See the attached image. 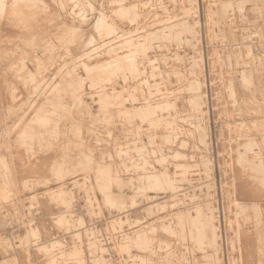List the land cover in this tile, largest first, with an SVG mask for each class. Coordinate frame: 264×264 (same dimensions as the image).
<instances>
[{
  "label": "rangeland",
  "instance_id": "obj_1",
  "mask_svg": "<svg viewBox=\"0 0 264 264\" xmlns=\"http://www.w3.org/2000/svg\"><path fill=\"white\" fill-rule=\"evenodd\" d=\"M147 263L264 264V1L0 0V264Z\"/></svg>",
  "mask_w": 264,
  "mask_h": 264
},
{
  "label": "bare ground",
  "instance_id": "obj_2",
  "mask_svg": "<svg viewBox=\"0 0 264 264\" xmlns=\"http://www.w3.org/2000/svg\"><path fill=\"white\" fill-rule=\"evenodd\" d=\"M242 1V0H241ZM264 1V0H263ZM149 2V1H148ZM187 2V1H186ZM25 3H26V1H25ZM34 3V2H33ZM36 3V2H35ZM241 3V2H240ZM245 3V2H244ZM248 3V2H247ZM51 4V3H50ZM105 4V3H104ZM147 4V3H146ZM145 4V5H146ZM131 5V4H130ZM229 5H230V3H229ZM31 6V5H30ZM37 6V5H36ZM143 6V5H142ZM214 6V5H213ZM227 6H228V4H227ZM239 6V5H238ZM117 7V6H116ZM135 7V6H134ZM190 7V6H189ZM242 7V6H241ZM130 8V7H129ZM141 8V7H140ZM163 8V7H162ZM240 8V7H239ZM145 9V8H144ZM150 9V8H149ZM228 9V8H227ZM238 9V8H237ZM241 9V8H240ZM248 9V8H247ZM109 10H111V9H109ZM186 10V9H185ZM246 10V9H245ZM119 11V10H118ZM225 11V10H224ZM261 11V10H260ZM163 12V11H162ZM241 12V11H240ZM108 13H109V11H108ZM122 13V12H121ZM135 13V12H134ZM134 13H132V15L134 14ZM146 13V12H145ZM186 13V12H185ZM190 13V12H189ZM232 13V12H231ZM246 13V12H245ZM106 14V13H105ZM219 14V13H218ZM134 16V15H133ZM137 16V15H136ZM240 16V15H239ZM84 17V16H83ZM153 17V16H152ZM187 18V17H186ZM239 18V17H238ZM243 19V18H242ZM132 21V20H131ZM161 21V20H160ZM220 21V20H219ZM228 21V20H227ZM132 23V22H131ZM146 23V22H145ZM130 24V23H129ZM182 24V23H181ZM106 26V25H105ZM109 26V25H108ZM116 26V25H115ZM136 26V25H135ZM187 26V25H186ZM212 26V25H211ZM187 28V27H186ZM142 29V28H141ZM170 29V28H169ZM223 29V28H222ZM137 30V29H136ZM145 30V29H144ZM158 30V29H157ZM111 31V30H110ZM139 31V30H138ZM142 31V30H141ZM133 32H134V30H133ZM133 32H130V33H132L133 34ZM137 32V31H136ZM135 32V33H136ZM187 32V31H186ZM134 33V34H135ZM143 33V32H142ZM115 34V33H114ZM72 35V34H71ZM70 35V36H71ZM120 35V34H119ZM158 35V34H157ZM167 35V34H166ZM170 35V34H169ZM118 36V35H117ZM125 37V36H124ZM153 37V36H152ZM113 38H115V37H113ZM138 38V37H137ZM142 38V37H141ZM163 38V37H162ZM117 39V38H116ZM131 39V38H130ZM157 39V38H156ZM169 39V38H168ZM149 40V39H148ZM153 40V39H152ZM154 41V40H153ZM156 41V40H155ZM110 42V41H109ZM112 42V41H111ZM110 42V43H111ZM132 42V41H131ZM152 42V41H151ZM134 43V42H133ZM118 44V43H117ZM122 44V43H121ZM137 44V43H136ZM140 44V43H139ZM103 45V44H102ZM142 45V44H141ZM164 45V44H163ZM123 46H124V44H123ZM133 46V45H132ZM238 46V45H237ZM134 47V46H133ZM229 47V46H228ZM109 48V47H108ZM126 48H127V46H126ZM152 48V47H151ZM175 48V47H174ZM113 49V48H112ZM118 49V48H117ZM120 49V48H119ZM104 50V49H103ZM111 50V49H110ZM123 50V49H122ZM113 51V50H112ZM111 51V52H112ZM115 51H116V49H115ZM138 51V50H137ZM110 52V51H109ZM201 52V51H200ZM248 52H249V50H248ZM105 53V52H104ZM108 54V53H107ZM140 54V53H139ZM249 55V54H248ZM122 56V55H121ZM172 56V55H171ZM174 56V55H173ZM252 56V55H251ZM128 57H130V56H128ZM177 57V56H176ZM201 58V57H200ZM120 59V58H119ZM125 59V58H124ZM147 59V58H146ZM135 60V59H134ZM142 60V59H141ZM116 61V60H115ZM143 61V60H142ZM146 61V60H145ZM155 61V60H154ZM203 61V60H202ZM21 62V61H20ZM138 62V61H137ZM152 62V61H151ZM258 62V61H257ZM260 62V61H259ZM112 63V62H111ZM154 63V62H153ZM103 64V63H102ZM138 64V63H137ZM140 64H142V63H140ZM151 64V63H150ZM66 65V64H65ZM64 65V66H65ZM107 65V64H106ZM106 65H104V66H106ZM118 65V64H117ZM154 65V64H153ZM13 66V65H12ZM155 67H157V66H155ZM71 68V67H70ZM89 68V67H88ZM87 68V69H88ZM113 69V68H112ZM152 69V68H151ZM202 69H203V67H202ZM86 70V69H85ZM109 70V69H108ZM71 71V70H70ZM117 71V70H116ZM136 71V70H135ZM68 73V72H67ZM158 74V73H157ZM108 75V74H107ZM155 76V75H154ZM28 78V77H27ZM146 79V78H145ZM152 79V78H151ZM106 80V79H105ZM27 81V80H26ZM142 81V80H141ZM124 82V81H123ZM142 83V82H141ZM160 83V82H159ZM143 84V83H142ZM197 85V84H196ZM204 85V84H203ZM71 87V86H70ZM152 87V86H151ZM147 88V87H146ZM153 88V87H152ZM197 88V87H196ZM104 89V88H103ZM12 91V90H11ZM110 92V91H109ZM130 92V91H129ZM160 92V91H159ZM167 93V92H166ZM146 94H148V93H146ZM176 94V93H175ZM207 94V93H206ZM171 95V94H170ZM206 96V95H205ZM204 96V97H205ZM112 97V96H111ZM256 97V96H255ZM113 98V97H112ZM150 98V97H149ZM197 98V97H196ZM208 98V97H207ZM123 100V99H122ZM191 100V99H190ZM208 100V99H207ZM246 100V99H245ZM127 101V100H126ZM207 102V101H206ZM165 104V103H164ZM167 104V103H166ZM169 104H171V103H169ZM111 106V105H110ZM118 106H119V104H118ZM122 106V105H121ZM194 106V105H193ZM244 106V105H243ZM116 107V106H115ZM172 107V106H171ZM210 107V106H209ZM106 108V107H105ZM104 108V109H105ZM159 108V107H158ZM168 108V107H167ZM165 109V108H164ZM210 109V108H209ZM243 109H245V108H243ZM143 110V109H142ZM167 110V109H166ZM107 111V110H106ZM138 111V110H137ZM172 111V110H171ZM249 111V110H248ZM132 112V111H131ZM135 112V111H134ZM154 112V111H153ZM173 112V111H172ZM242 112V111H241ZM145 113V112H144ZM138 114V113H137ZM140 114V113H139ZM178 115V114H177ZM251 115H252V113H251ZM147 116V115H146ZM130 117V116H129ZM133 117V116H132ZM138 117V116H137ZM140 117V116H139ZM161 118V117H160ZM140 119V118H139ZM143 120V119H142ZM167 125V124H166ZM169 125V124H168ZM175 136V135H174ZM146 139V138H145ZM150 139V138H149ZM150 141V140H149ZM181 141V140H180ZM151 143V142H150ZM182 143V142H181ZM254 143V142H253ZM128 145V144H127ZM135 146V145H134ZM214 147V146H213ZM133 150V149H132ZM131 150V151H132ZM154 151V150H153ZM141 153V152H140ZM122 154H124V152L122 153ZM135 154H136V152H135ZM175 155V154H174ZM147 156V155H146ZM173 156V155H172ZM255 157H256V160H259L261 157L258 155V154H256L255 155ZM130 161H131V159H130ZM144 161V160H143ZM153 161H155V160H153ZM243 161V160H242ZM145 162V161H144ZM244 162H245V160H244ZM146 163V162H145ZM156 163V162H155ZM246 163V162H245ZM123 164V163H122ZM144 164V163H143ZM247 164V163H246ZM250 164H252L251 162H250ZM261 163H259V164H255V165H260ZM136 166V165H135ZM134 166V167H135ZM140 166V165H139ZM138 166V167H139ZM40 167V166H39ZM131 167V166H130ZM137 167V166H136ZM149 167V166H148ZM127 168V167H126ZM136 169V168H135ZM169 170V169H168ZM148 171V170H147ZM154 171V170H153ZM99 172V171H98ZM144 172V171H143ZM145 172H146V170H145ZM152 172V171H151ZM126 173V172H125ZM154 175H155V173H154ZM139 178V177H138ZM155 178H157V177H155ZM129 179H130V177H129ZM57 180V179H56ZM133 180H135V179H133ZM145 180V179H144ZM150 180V179H149ZM156 180V179H155ZM186 180V179H185ZM120 181V180H119ZM130 181V180H129ZM141 181V180H140ZM177 181V180H176ZM74 182V181H73ZM153 182H155V181H153ZM170 182V181H169ZM173 182V181H172ZM137 183V182H136ZM152 183V182H151ZM73 184V183H72ZM75 185V184H74ZM120 185V184H119ZM149 185V184H148ZM132 186V185H131ZM142 187V186H141ZM171 188H172V186H171ZM154 189V188H153ZM174 190V189H173ZM179 191V190H178ZM184 192V191H183ZM171 193V192H170ZM181 193V192H180ZM179 194V193H178ZM135 195V194H134ZM140 195V194H139ZM175 195V194H174ZM246 196H248V195H246ZM153 197V196H152ZM171 197V196H170ZM174 197V196H173ZM245 197V196H244ZM142 198V197H141ZM176 198V197H175ZM141 201V200H140ZM173 204V203H172ZM175 204V203H174ZM259 205V204H258ZM136 208V207H135ZM140 208H142V207H140ZM149 209V208H148ZM124 213V212H123ZM145 214V213H144ZM138 215H140V214H138ZM175 215V214H174ZM217 222V221H216ZM136 223V222H135ZM135 223H133V224H135ZM132 224V225H133ZM137 224V223H136ZM211 224V223H210ZM213 227V226H212ZM150 229V228H149ZM153 229V228H152ZM216 229V228H215ZM146 231V230H145ZM149 231V230H148ZM150 231H152V230H150ZM214 232V231H213ZM145 236V235H144ZM214 237V236H213ZM219 237V236H218ZM217 237V238H218ZM142 238V237H141ZM144 238V237H143ZM138 240V239H137ZM141 240L142 239H140V242H141ZM145 241V240H144ZM213 241V240H212ZM137 242V241H136ZM146 242V241H145ZM214 242V241H213ZM139 243V242H138ZM149 243V242H148ZM147 243V244H148ZM147 244H145V245H147ZM136 245V244H135ZM141 245V244H140ZM143 245V244H142ZM137 247V246H136ZM146 247V246H145ZM143 248V247H142ZM141 248V249H142ZM214 248V247H213ZM140 249V248H139ZM213 250V249H212ZM144 251V250H143ZM216 251V250H215ZM151 253H153V252H151ZM216 253V252H215ZM153 255V254H152ZM143 259V258H142ZM144 260V259H143ZM146 260V259H145ZM140 263V262H139ZM142 263V262H141ZM147 264H149V263H147Z\"/></svg>",
  "mask_w": 264,
  "mask_h": 264
}]
</instances>
